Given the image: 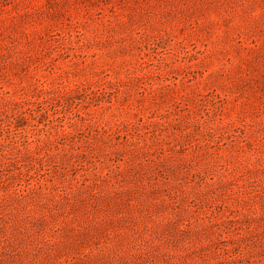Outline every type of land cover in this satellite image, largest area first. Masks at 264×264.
<instances>
[{
    "label": "rangeland",
    "instance_id": "rangeland-1",
    "mask_svg": "<svg viewBox=\"0 0 264 264\" xmlns=\"http://www.w3.org/2000/svg\"><path fill=\"white\" fill-rule=\"evenodd\" d=\"M0 264H264V0H0Z\"/></svg>",
    "mask_w": 264,
    "mask_h": 264
}]
</instances>
